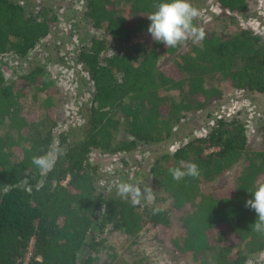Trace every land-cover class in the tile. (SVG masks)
Listing matches in <instances>:
<instances>
[{
    "label": "trees",
    "instance_id": "1",
    "mask_svg": "<svg viewBox=\"0 0 264 264\" xmlns=\"http://www.w3.org/2000/svg\"><path fill=\"white\" fill-rule=\"evenodd\" d=\"M250 1L215 0L229 13L247 12ZM129 2L128 14L121 15L113 0H85L82 16L90 33L77 41L74 58L90 84L81 138L68 137V131L53 134L63 119L48 113L61 104L46 68L34 66L12 80L0 68V264H23L26 255V264H112L117 256L110 238L132 240L142 231L163 250L187 254L195 264H246L264 251V234L252 230L257 214L245 207L251 191L264 183V151L251 149L245 125L235 117H214L205 133L153 160L148 176L165 197L134 207L97 190L99 167L90 153L127 154L166 140L182 120L218 99L219 92L205 85L207 76L218 75L235 92L264 96L262 36L246 28L216 36L200 27L201 42L166 48L147 31V15L165 0ZM55 23L45 7L25 10L15 0H0V57H26ZM107 40L128 45L109 54ZM45 91L54 92L46 94V128L20 101L28 95L36 102ZM168 91H177L179 101L163 95ZM119 132L125 137L117 138ZM52 149L62 154L41 174L32 158ZM182 160L199 166L198 178H172L169 169ZM238 163L234 184L201 192V183ZM164 198L178 233L162 208Z\"/></svg>",
    "mask_w": 264,
    "mask_h": 264
},
{
    "label": "rangeland",
    "instance_id": "2",
    "mask_svg": "<svg viewBox=\"0 0 264 264\" xmlns=\"http://www.w3.org/2000/svg\"><path fill=\"white\" fill-rule=\"evenodd\" d=\"M25 10H35L45 7L50 14L56 16V23L50 34L38 44L26 57L18 58L10 55L0 57V68L6 80H12L17 74L30 70L34 66H43L52 76L59 97L60 106L48 108V113L53 114L61 123L54 128L53 134L68 131V137L75 140L81 138L84 126V116L89 104L90 84L85 75L74 62L76 43L83 41L90 33L89 26L83 20L85 0H15ZM118 12L127 15L130 7L129 0H113ZM200 10V16L194 23L200 28L204 27L216 36L235 33L240 28H246L264 38V0H251L249 9L245 13H229L223 11L215 0H190ZM102 31H98L99 36ZM135 37L131 38V42ZM197 44V43H196ZM128 42H114L107 40V53L115 54L126 50ZM208 88H215L219 92L217 100L210 102L205 110L199 111L182 120L172 130L166 140L139 145L127 154L107 155L96 151L90 153V161L99 167L100 179L96 187L104 194H116V183H138L142 187L150 186L155 191V196H164L154 187L148 176V169L153 160L164 153L173 151L185 140L202 135L209 128L214 117H235L241 120L247 130L248 142L253 150L264 151V96L257 93H241L233 91L218 75L205 78ZM45 91L38 101L29 99L28 95L21 99L22 105L34 111L42 126L46 128L50 122L45 119V107L49 100ZM163 95L178 102L180 96L177 91L164 92ZM39 102V103H38ZM56 105V104H55ZM43 106V108H42ZM54 112V113H53ZM121 132L117 138H123ZM53 150V149H52ZM241 171L238 163L221 177L200 184L202 193L223 190L234 184L235 177ZM260 181V180H259ZM143 202V201H142ZM162 208L171 216L173 231L178 233L179 224L176 216L171 212V202L164 198ZM148 232H140L134 239L128 240L114 235L111 244L117 258L112 264H195L187 254L165 251L153 242ZM227 244H225L226 246ZM264 251L253 256L250 264L264 261ZM28 255L23 264H26Z\"/></svg>",
    "mask_w": 264,
    "mask_h": 264
},
{
    "label": "clouds",
    "instance_id": "3",
    "mask_svg": "<svg viewBox=\"0 0 264 264\" xmlns=\"http://www.w3.org/2000/svg\"><path fill=\"white\" fill-rule=\"evenodd\" d=\"M154 7L155 11L147 15L151 22L147 31L155 42L164 44L166 48H177L189 39L193 43H199L205 38V32L194 23L200 16V10L190 0H165ZM61 154L59 149L50 150L44 155L34 156L32 164L41 174H46L54 168ZM179 164V167L169 169L175 181L179 182L186 177H199L200 169L196 163L182 160ZM115 187L117 196L130 201L134 207L141 205L142 201L151 204L155 199V191L150 186L142 187L138 183L121 181L116 183ZM251 193L252 198L246 201L245 207L254 210L258 217L252 225V230L264 234V183L255 186ZM104 210L105 208L102 212ZM246 264L250 262L246 261Z\"/></svg>",
    "mask_w": 264,
    "mask_h": 264
}]
</instances>
